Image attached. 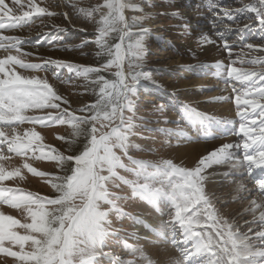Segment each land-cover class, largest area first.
<instances>
[{
    "label": "snow or ice",
    "instance_id": "1",
    "mask_svg": "<svg viewBox=\"0 0 264 264\" xmlns=\"http://www.w3.org/2000/svg\"><path fill=\"white\" fill-rule=\"evenodd\" d=\"M133 4L134 0H103L102 3L89 8H77L76 5H72L77 12V19L81 18L82 14V18L91 19L98 30V35L93 41L83 40L79 45L72 47L91 48L94 43L98 48L95 55L107 57L106 62H100L98 66H84L54 60L51 57L43 58L44 64L52 65L56 69L67 68L69 73H75L76 77H84L85 80L94 74L95 79L91 81L93 87L90 90L96 98L95 102L85 103L72 111L69 107H61L60 101L64 105H69L68 99L58 94L46 80L25 77L15 70V66L26 71L43 68L40 63H26L21 58L25 55L20 50L22 39L0 37V41H7L6 46L0 44V47H5L6 51L15 49L18 53L5 55L0 59V121L9 125L26 121L45 125L67 124L72 131L67 138L62 136L60 139L65 140L70 151L74 145H79L70 155H63L56 149L51 150L56 155L48 154L47 158L58 161L60 168V174L51 175L48 181L54 189L51 197H41L33 193L17 195L12 188L0 187L2 198L0 204L7 203L12 208L20 209L22 213L27 210L31 217L30 222L25 219L21 223V220L14 216L0 212V254L13 258L14 264H140V261L155 264L143 254L139 245H128L127 241H124L123 245L127 250L126 255L135 256L139 252V259H124L113 252L105 251V248L109 247V240L118 233L109 219L110 214L114 213L117 218L128 215L117 203L121 197L109 190L110 183L118 187L114 184V179H119L131 185L134 195L161 205L157 211L161 217L167 215L168 219L162 220L161 231L157 236L162 235L160 242L167 244L170 230V242L180 251V258L175 260L174 264H264V244L256 246L251 242L252 239L264 241V67L258 71H245L231 64L217 63L216 67L223 73L221 78L225 84L240 81L244 86L243 92L233 88V91L237 92L234 100L240 118L238 132L243 135L238 141L213 146L207 154L199 155L192 166L177 165L170 159L154 165L160 175L180 176V183L169 180L165 184L161 181V186L155 188L147 182L149 174L143 172L147 166L145 161L132 160V163L139 167L128 169L136 174L137 180L129 181L116 173L117 168L123 167L117 150L127 155L131 146L128 138L136 127L132 117L124 115L125 110L134 111L135 97L144 84L163 89V85H160L149 71H137L143 67L142 57L147 51L144 38L152 35V30L144 27V21L150 19L151 14L143 12V9H139L140 16L129 18L125 15L127 11L137 10ZM11 5L9 6L6 0H0V30L22 28L33 22L34 14L38 17L55 15L46 7H41L35 0H27L28 10H24L23 0H11ZM56 6L59 7V4ZM208 8L211 17L207 19H211L213 27L223 23L225 16L232 21L237 19L227 7L223 16L214 11L212 3ZM237 11L248 17L250 15L253 24H246L245 27L252 30L255 25L260 34L257 45L244 44L241 41V47L261 53L250 62L264 66V0L243 4ZM63 15L67 18L66 13ZM173 16L183 19L180 13H173ZM133 27L138 31L133 33L131 31ZM181 27L184 28L186 35H191L187 25L181 24ZM66 31L65 28H58L53 39L63 40L58 33ZM230 31L231 29H228V32ZM216 35L224 42L223 47L228 51L230 59L233 45L227 42V34L219 32ZM128 41L133 43L129 44ZM197 43L206 45L215 41L210 40L204 32H200ZM125 48L141 60L139 64H130L127 73L123 68ZM188 52L193 58H197L195 51L189 49ZM113 67L117 69L113 73L114 78H106L104 73L110 72ZM180 67L187 72L205 74L202 62ZM55 75L57 79H62L58 72ZM242 96L245 98L242 99ZM225 99L231 100L232 97L213 98L214 102H223ZM30 109H52L56 110V113L50 111L43 116L23 114ZM154 110L163 114L164 105L154 106ZM77 112L81 115H77ZM181 119L187 120L190 124L198 122L213 129H223L224 132L231 131L236 134L237 122L226 117L217 119L208 116L197 112L189 105H184ZM172 123L179 129L180 121L173 120ZM160 131L171 133L175 130ZM179 131L181 135L191 140L182 129ZM24 136L27 138L26 141L20 135L10 138L0 128V145L7 143L8 151L17 154L34 151L32 145L41 139L39 133L29 130ZM201 138L207 139L206 136ZM218 138L220 137L212 136L213 140ZM241 150L242 155H238ZM220 163L231 164V171L225 174L226 177L232 175L239 178L236 192L248 193L247 196L240 195V200H250L252 195H256L261 201L257 203V200H250V207L246 209L253 214L252 223L259 225L254 237L238 232L233 223L225 220L213 204L214 193L206 192L203 187L205 179L203 172ZM23 167L34 175L49 176L48 173L37 171L30 163H24ZM254 172L256 174H253ZM19 176H21L19 168L6 172L0 167V181ZM140 177H143V181L139 179ZM245 179L253 184L255 191L245 186ZM165 199L170 202L166 212L163 207ZM104 205L108 207L105 208ZM257 209L260 210L258 217L255 215ZM128 235L139 239L135 233ZM189 243L191 248L188 247Z\"/></svg>",
    "mask_w": 264,
    "mask_h": 264
},
{
    "label": "rangeland",
    "instance_id": "2",
    "mask_svg": "<svg viewBox=\"0 0 264 264\" xmlns=\"http://www.w3.org/2000/svg\"><path fill=\"white\" fill-rule=\"evenodd\" d=\"M23 2L25 3L24 10H28L27 0H23ZM35 2L41 7H46L48 11L55 15L51 17H38L34 14L32 23L22 28L18 27L15 29L0 30V36L5 35L21 38L23 43L20 45V50L21 53L25 54L22 55L21 58L24 59L26 63H40L43 65V68L41 70L26 71L19 66H15V70L25 77L46 80L58 94L68 99L69 105H64L63 102L60 101L62 108L69 107V110L72 111L82 107L85 103L89 104V98H87L89 93L86 92V84H91V81L95 79L94 76L89 77L88 80H85L84 77H76L75 73H69L67 68L56 69L52 65L44 64L43 58L51 57L54 60H64L84 66H97L96 62L100 57L95 55L98 48L94 43L91 48L85 47L83 49H77L72 47L74 45H79L83 40L91 42L95 39L96 35H98V30L91 19L82 18V14L81 18H76L77 12L72 5H76L77 8H89L92 5L102 3L103 0H35ZM249 2H254V0H134L132 6L134 8H139H137V11H127L125 15L129 18L140 16L141 11L139 9H143V12L151 14V18L144 21V26L152 30V35L144 38L147 51L142 57L143 67L138 68L137 71H149L153 78L160 85H163V89L144 84L135 97L134 111L125 110L124 115L126 117H132L136 127L133 130V134L128 138V143L131 146L128 148L127 155L117 150V155L121 157V162L123 164V167H119L115 170L118 176L124 177L129 181L137 180L138 177L136 174L128 169L139 167L133 164L132 160L145 161L147 162V166L143 169V172L149 174L147 182L152 184L155 188L161 186V181L165 184H167L169 180L173 183H180V176L172 175L166 177L160 175L154 165L162 164L164 160L170 159L177 165L192 166L193 163H186V159L183 160L179 153L187 144H197L199 142L208 144L213 135L220 137L215 140H222L223 138L231 136L236 137L237 141L240 139V136L243 134L238 132V121L240 118L234 100L237 92H234L233 88L235 87L239 92H243L245 90L243 84L240 81H232L226 84L229 85L231 92H223L222 94H224L223 97L225 98L231 96V100L225 99L223 102H214L213 98L220 96L208 98V95L214 93L216 87L213 86L218 85L214 84L216 80L214 72L217 70L221 72V70L216 67L218 62L225 65L231 64V66L245 71H258L264 67L258 63L252 64L250 62L251 59L257 55H261V53L250 51L246 47H241V41H243L244 44L253 43L255 46L260 39L257 26L254 25L252 30L245 27L246 24H253V21L250 20L251 16L249 15L248 17V15L238 13L237 11L242 8L243 4ZM6 3L12 6L11 0H6ZM210 3L213 4L214 11L219 16H223L224 9L227 7L232 12L233 16L237 17L236 21L229 20L225 16L223 23L218 27H213L211 19H207V17H211V12L208 8ZM57 4H59V7L56 6ZM18 7L19 6H17V8ZM185 10H190L189 18L186 17ZM14 11H16V9H14ZM64 13L67 14V18L63 15ZM173 13H180L183 19L181 20L174 17ZM181 24L188 26L191 35L185 34ZM58 28L67 29L66 32L58 33L59 36L63 37L61 41L53 39V37L57 35ZM228 29H231V31L228 32ZM238 29L242 31H238ZM132 31L134 33L137 32V30ZM200 32L207 34L210 40L215 41V43L198 45L197 39ZM219 32H225L228 36L227 42L233 45L230 59L228 51L223 47L224 42L220 41L216 35ZM130 42L133 43V41ZM2 43H4L5 46L7 45V41H2ZM189 49L196 52L198 59L193 58L189 54ZM82 52L86 54L82 55ZM28 53H31V55H27ZM17 54L15 49L6 51L5 47L3 49L0 48V59H3L5 55ZM129 61H132V65L141 62L132 52L131 54H127L124 49L123 68L126 73L129 71ZM232 61H235V63H231ZM198 62L203 63L205 74L187 72L180 67V65L196 64ZM57 72L62 79L56 78L55 73ZM69 77L72 78L69 79ZM198 81H201L199 84L200 86L197 83ZM221 82V85H225L224 81ZM241 98L244 99L245 97L242 96ZM161 104L164 105L163 114L154 110V106ZM184 105H189L197 112L204 113L208 116H214L217 119L226 117L231 121L237 122L235 125L236 134H233L231 131L222 132V129H213L211 126L202 125L201 129L207 136V139H202L194 126L196 122L190 124L187 120L181 119ZM50 111L53 114L56 113V110L52 109H30L23 114L26 116H43L47 115ZM76 114L81 115L79 112ZM173 120L180 121L179 129H182L191 140L180 134L178 126L172 123ZM0 128H2L10 138L15 135H20L22 139L26 141L27 138L24 136V133L29 130L38 132L41 137L40 140L35 141L32 145L34 151L30 150L26 154L9 152L7 143L0 145V157H3L0 158V167H3L6 172L14 171L17 168L21 170V176L0 181V187L12 188L16 191L17 195H28L29 193H33L41 197H51L54 189L48 181L51 175L60 174V168L58 166V161L48 159L47 156L49 153L53 156L56 155L55 152L51 151L52 149H56L63 155H69L67 150L68 145L65 140H61L60 137H68L72 131L70 126L67 124L60 125L58 123L47 125L33 124L27 121L21 124L12 123L9 125L4 121H0ZM161 129H171L175 131L165 133L164 131H160ZM239 155H242V151ZM26 162L30 163L37 171L48 173L49 176L42 177L32 174L23 167ZM222 166L223 167L216 169L213 168L214 166L212 165L203 172L205 177L203 187L206 192L210 194L214 193L212 201L218 213L223 216L225 220L233 223L238 232H240V228L241 230L247 228L248 226H245V224L250 223L252 225L250 228L253 231H250V228H248L249 230L246 229V231H242V234L253 237L255 232L259 229V225L252 223L253 214L251 212L247 213L246 209L250 207V200H257V203L261 201L256 195H252L250 200L246 199L235 201L234 203L232 202V204L239 203V210L241 209L242 211H238V215L241 214V216L234 221V218L228 214L233 206L229 200L231 195L235 193L233 191H236V184L239 183V178L233 177L232 175L225 176V174L229 173L231 170L230 163H223ZM211 169L214 170L211 171ZM222 169L227 171H225L224 174H220L223 171ZM210 172L219 174L218 178H206ZM151 174L155 175L153 176ZM253 174L256 173L254 172ZM139 179L143 181V177ZM224 180H227V182L223 184L230 190L227 192H233L228 197H223L222 195L223 190H221V188L223 184L221 182ZM211 181H215L216 183H214L217 184L214 186V189L212 188ZM114 184L118 185V187L110 183L109 190L114 193H119L118 196L121 197V199L117 201V203L123 209V212L128 215L117 218L114 213L110 214L109 219L112 221V226L118 230V233L109 240V247L105 248V251L113 252L124 259H139V252H137L135 256L126 255L127 250L123 245L124 241H127L128 245H139L143 250V254L154 261L155 264H174V261L179 259V257L173 256L170 258V256L166 255L167 248L173 247L170 242V230L168 232L169 243L166 245L160 242L163 236H157V233L161 231L162 220L168 219L167 215L161 217L160 212L157 211V208L161 205L159 203L153 204L147 199L134 195L131 185L125 184L119 179H114ZM244 184L248 189L252 187L250 190L255 191L253 184L249 183L248 179L244 180ZM77 203H79V201H77ZM169 205L170 202L165 199L163 202L165 212ZM104 207L107 208L108 206L104 205ZM0 212H3L5 215L14 216L16 219L21 220V223H23L25 219L29 222L31 220L27 210H24L22 213L20 209L12 208L7 203L0 204ZM244 213L247 217L244 216ZM259 214L260 210L257 209L255 215L258 217ZM129 233H135L136 237L139 239L133 238V236L128 235ZM253 240L254 239H252V241ZM146 241L152 242L146 243ZM257 244L256 246H260L264 244V241H258ZM157 247H160V250L161 247L163 249L161 251L159 250V254L155 253ZM176 255L180 256L178 248ZM144 263L146 264V262L140 261V264ZM0 264H14V261L13 258L0 254Z\"/></svg>",
    "mask_w": 264,
    "mask_h": 264
},
{
    "label": "bare ground",
    "instance_id": "3",
    "mask_svg": "<svg viewBox=\"0 0 264 264\" xmlns=\"http://www.w3.org/2000/svg\"><path fill=\"white\" fill-rule=\"evenodd\" d=\"M25 2V1H24ZM189 12H190V10H185V14H186V17H188L189 18V16H190V14H189ZM5 36V35H4ZM2 37V36H1ZM211 75V74H210ZM214 75L216 76V80L214 81V84H218L217 86H213V87H216V90H214V93H211L210 95H208V98H210V97H214V96H224V94H222L223 92L225 93V92H229L230 91V89H229V85H221V81H224L221 77H222V75H223V73L222 72H220V71H215L214 72ZM212 77V76H211ZM198 83V85L201 83V81H198L197 82ZM200 86V85H199ZM206 86V85H205ZM231 92V91H230ZM227 95V94H226ZM205 99V98H204ZM194 126H195V128H196V130L198 131V134H199V136L200 137H205L206 135L204 134V132H203V130L201 129V124L200 123H198V122H196V123H194ZM222 132H224L223 131V129H222ZM207 137V136H206ZM236 141V137H233V136H231V137H228V138H223L222 140H213V139H211V141L210 142H208V144H202V143H197V144H187L186 145V147H184V148H182V150H180V154H181V156H182V159L183 160H185V162L186 163H193V161L199 156V155H201V154H207V151H209V150H211V148L213 147V146H220L221 144H223L224 142H235ZM239 154V153H238ZM222 164L223 163H220V164H214L213 166V168H216V169H218V168H221V167H223L222 166ZM224 167H227V166H224ZM228 168V167H227ZM214 170V169H213ZM212 169H211V171H213ZM223 170V169H222ZM221 171V170H220ZM225 171H227V170H223L220 174H224L225 173ZM231 171V170H230ZM209 175L206 177V178H208V179H215V178H218V176H219V174H216V173H208ZM212 183H211V185H212V188L214 189V186H216L217 184H215L216 182L215 181H211ZM215 182V183H214ZM225 182H227V180H224V181H222L221 183L223 184H225ZM223 184V186H222V188H221V190H223L222 191V195H223V197H228L229 195H231V193H233V192H235V193H233V195H231V198H230V200L229 201H231V204H232V202L234 203L235 201H239L240 199H239V197H240V195H247V192H243V193H237L236 191H233V192H227V191H230V190H228V188L226 187V185H224ZM221 187V186H220ZM219 188V187H218ZM250 188H252V187H250ZM249 188V189H250ZM216 189V188H215ZM227 201V200H226ZM260 202V201H259ZM243 203V202H242ZM233 206L231 207V209H230V213H228V214H230V216L232 217V218H234V221H236L240 216H241V214H239L238 215V211H240V212H242L241 211V209L239 210V203H235V204H232ZM241 207V206H240ZM165 208V207H164ZM248 213V212H247ZM246 213V214H247ZM248 215V214H247ZM244 216H246L245 215V213H244ZM247 217V216H246ZM241 218H243V217H241ZM240 218V219H241ZM249 219H250V217H249ZM245 226H248L247 228H245L244 230L246 231V229H248V228H250V226H252L250 223H247V224H245ZM244 230H241V228H240V233H242V231L244 232ZM249 230V229H248ZM251 231H253V230H251ZM249 233V232H248ZM250 234H251V232H250ZM254 237V236H253ZM252 243H254V245H258L257 243H258V241L257 240H253L252 241ZM162 245V244H161ZM166 245V244H165ZM158 246H160V245H158ZM163 246V245H162ZM169 246V245H168ZM167 246V247H168ZM156 247V246H155ZM166 247V248H167ZM188 247L189 248H191V243H189V245H188ZM158 248V247H157ZM155 249V253L157 254H159V248L158 249ZM164 248V247H163ZM161 250H163L162 249V247H161ZM160 250V251H161ZM176 251H177V248L175 247V246H173L172 248L171 247H168L167 248V256H170V258L171 257H173V256H178L179 258H180V256L179 255H176ZM164 253V252H163ZM178 253V252H177ZM177 257V258H178ZM176 258V259H177ZM172 260V259H171ZM170 260V261H171ZM145 264V263H144Z\"/></svg>",
    "mask_w": 264,
    "mask_h": 264
},
{
    "label": "trees",
    "instance_id": "4",
    "mask_svg": "<svg viewBox=\"0 0 264 264\" xmlns=\"http://www.w3.org/2000/svg\"><path fill=\"white\" fill-rule=\"evenodd\" d=\"M135 8H139V7H135ZM134 11H137V10H134ZM144 27H145V26H144ZM132 30H137V31H138V29L135 28V27H133V28L131 29V31H132ZM132 32H133V31H132ZM133 33H134V32H133ZM109 39H110V38H109ZM117 42H118V41H117ZM127 43L130 44L131 42L128 41ZM125 51H126L127 54H131V51H129L127 48H125ZM106 60H107V57H106V56H105V57H100V58L97 60L96 65L98 66V64H99L100 62H106ZM131 62H132V61H129V65H130V64L132 65ZM115 71H116V68L113 67V69H112L110 72H105L104 75H105L106 78H108V79H112V78H114V77H113V73H114ZM91 76H94V74H93V75H90L89 77H91ZM94 78H95V76H94ZM86 85H87L86 92L89 93V94L87 95V96H88L87 98H89V104H92V103L95 102V99H96L95 96L93 95V93H92L91 90H90V88L93 87V85H92V84H89V83H87ZM117 123H119V122L117 121ZM78 146H79V145H74L71 151H75V150L78 148ZM67 150H68V149H67ZM71 151L68 150L69 155L71 154Z\"/></svg>",
    "mask_w": 264,
    "mask_h": 264
}]
</instances>
